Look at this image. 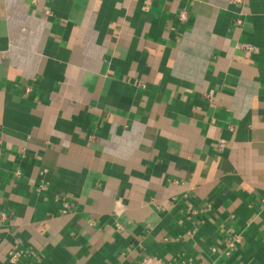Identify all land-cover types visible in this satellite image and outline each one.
Instances as JSON below:
<instances>
[{
    "label": "crops",
    "instance_id": "1",
    "mask_svg": "<svg viewBox=\"0 0 264 264\" xmlns=\"http://www.w3.org/2000/svg\"><path fill=\"white\" fill-rule=\"evenodd\" d=\"M15 248L264 264V0H0V264Z\"/></svg>",
    "mask_w": 264,
    "mask_h": 264
},
{
    "label": "built area",
    "instance_id": "2",
    "mask_svg": "<svg viewBox=\"0 0 264 264\" xmlns=\"http://www.w3.org/2000/svg\"><path fill=\"white\" fill-rule=\"evenodd\" d=\"M229 3L232 5L236 6H242L246 3V0H229ZM187 13L185 11L181 12L179 14V19L180 20H186ZM240 20H238L239 22ZM239 47L245 48L247 50H254V48L246 43L239 44ZM209 99L212 100L211 94L208 95ZM68 204L64 203L65 209L66 210ZM242 241V236L238 232H232L225 240L223 243V249L222 252L226 256H230L235 248L237 247L238 244H240ZM215 250V248H213ZM25 255V251L22 249L15 248L13 250H10L8 252V260L10 264H20L22 257Z\"/></svg>",
    "mask_w": 264,
    "mask_h": 264
}]
</instances>
